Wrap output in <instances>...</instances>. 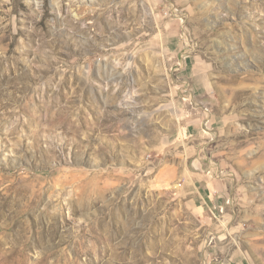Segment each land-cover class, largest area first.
<instances>
[{"label":"rangeland","instance_id":"374dc122","mask_svg":"<svg viewBox=\"0 0 264 264\" xmlns=\"http://www.w3.org/2000/svg\"><path fill=\"white\" fill-rule=\"evenodd\" d=\"M0 264H264V0H0Z\"/></svg>","mask_w":264,"mask_h":264}]
</instances>
